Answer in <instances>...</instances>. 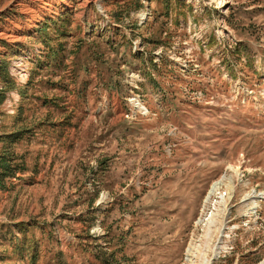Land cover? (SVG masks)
Here are the masks:
<instances>
[{
  "label": "rangeland",
  "instance_id": "obj_1",
  "mask_svg": "<svg viewBox=\"0 0 264 264\" xmlns=\"http://www.w3.org/2000/svg\"><path fill=\"white\" fill-rule=\"evenodd\" d=\"M2 91L0 264H264V0H0Z\"/></svg>",
  "mask_w": 264,
  "mask_h": 264
},
{
  "label": "trees",
  "instance_id": "obj_2",
  "mask_svg": "<svg viewBox=\"0 0 264 264\" xmlns=\"http://www.w3.org/2000/svg\"><path fill=\"white\" fill-rule=\"evenodd\" d=\"M131 4H133V1H129V3H125V7L130 8ZM137 28H139L138 23L135 24ZM47 28V26L45 27ZM33 76L29 78L27 85H30L33 81ZM4 90V88L2 89ZM21 93H25L22 90L20 91ZM5 92L2 91L0 92V106H2L4 100H5ZM54 99V98H50ZM22 111V110H20ZM21 113V112H20ZM19 116V115H18ZM19 118V117H18ZM21 118V117H20ZM43 123V121H42ZM30 128H26L24 130H19L17 132H11L8 134H3L0 135V143L4 142L5 140H11V141H16L21 138V135L23 134L24 131H29ZM6 153H9V148L7 146H0V187H5L6 181L8 180L9 176L15 175L18 171V164L14 162L15 157L13 156H8ZM106 264H110V262L105 259ZM104 262V263H105Z\"/></svg>",
  "mask_w": 264,
  "mask_h": 264
},
{
  "label": "bare ground",
  "instance_id": "obj_3",
  "mask_svg": "<svg viewBox=\"0 0 264 264\" xmlns=\"http://www.w3.org/2000/svg\"><path fill=\"white\" fill-rule=\"evenodd\" d=\"M215 190H217V183H215L214 184V186H213V189H212V191L210 192V194H209V196H211L212 195V193L215 191ZM223 205H224V207L226 208L227 207V203H228V200H227V198H225V197H223V200H222V202H221ZM225 208L223 209V211L225 210ZM221 213H222V211H221ZM224 213V212H223ZM204 221V220H203ZM208 222H206L205 224L206 225H208V224H210L212 221H209V219L207 220ZM217 231L219 232L220 231V228H218L217 229ZM220 249H221V247H219V245L218 244H216V246L213 248V257H209V253H206L205 255H204V257H203V261H202V263H200V264H213V260L215 259V258H218V256H219V254H220ZM197 249L195 248V247H190L189 248V250H188V256H189V258L188 259H190V264H197V262H198V260L196 259L197 258V251H196Z\"/></svg>",
  "mask_w": 264,
  "mask_h": 264
}]
</instances>
